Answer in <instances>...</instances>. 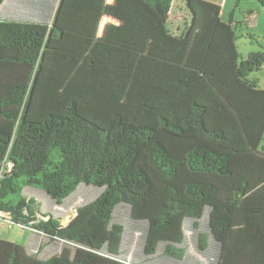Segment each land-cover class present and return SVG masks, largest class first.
<instances>
[{
  "label": "trees",
  "instance_id": "16d2710c",
  "mask_svg": "<svg viewBox=\"0 0 264 264\" xmlns=\"http://www.w3.org/2000/svg\"><path fill=\"white\" fill-rule=\"evenodd\" d=\"M105 1L0 20V170L12 165L0 211L32 234L0 239V264H264V89L252 77L264 49L241 59V23L218 6L187 0L174 36L175 0H140L156 49L110 51L97 38ZM175 41L189 49L181 64L156 53ZM80 186L101 192L62 226ZM32 187L53 207L3 202Z\"/></svg>",
  "mask_w": 264,
  "mask_h": 264
},
{
  "label": "crops",
  "instance_id": "0c3cea01",
  "mask_svg": "<svg viewBox=\"0 0 264 264\" xmlns=\"http://www.w3.org/2000/svg\"><path fill=\"white\" fill-rule=\"evenodd\" d=\"M57 3L58 0H6L0 8V20L28 22L39 21L45 16L50 21L54 16ZM34 4L35 6H33ZM235 4L229 15L232 14L234 22L241 23L242 30L246 29V32L243 34L245 38L249 37L250 33L247 32L248 30H254L261 22L264 24V10L253 0V3L249 5L250 8L241 15L242 21H238L235 18V14L239 4L237 6ZM174 7L172 15H175L177 18H181V15L187 13L186 10H181L179 13H176ZM229 15L226 20H223V8H220L219 18L222 22H227ZM153 21V15L149 13V9L140 0H106L97 38L107 45L110 51L116 47H120L142 49L145 53L153 52L156 49V46L154 47L153 44L155 28L149 24V22L153 23ZM199 33L198 30L195 31L190 40L192 41L197 37L199 40V37L203 36ZM243 35L238 36V40L242 39L244 37ZM250 35L249 38L252 40L253 34ZM171 43V46L174 48L161 47L162 49H159L156 53H161L162 55L166 53L168 57L174 54V61L176 63L181 64L185 62V56L189 51L187 46L183 47V45L176 41L175 43ZM168 51L173 52V54Z\"/></svg>",
  "mask_w": 264,
  "mask_h": 264
},
{
  "label": "rangeland",
  "instance_id": "374dc122",
  "mask_svg": "<svg viewBox=\"0 0 264 264\" xmlns=\"http://www.w3.org/2000/svg\"><path fill=\"white\" fill-rule=\"evenodd\" d=\"M202 2H205L206 4H211L214 6H218L220 8H223V20H226L229 13L233 9V5L236 1L239 2V7H237V11L235 14V18L238 21H242V14L247 9L250 8L249 5L253 3V0H199ZM187 4V0H175L174 1V8L175 12L179 13V11H185V5ZM191 10H194L193 6L189 7ZM188 13H184L181 15V18L175 17V15H172L169 21V28L173 34L178 33V27L181 26L182 21L184 19L189 20ZM190 14V11H189ZM181 28V27H180ZM243 31V32H242ZM242 32V33H241ZM246 32V29H239L237 31V35L240 37L241 35ZM250 34H253L252 40H250V34L249 37L245 36L242 39H239L236 43V48L241 56V59H245L247 55L251 52H256L264 49V24L261 22L260 25L253 29H250V31H247ZM241 33V34H240ZM253 78L257 79L259 81V86L264 89V68L255 74L252 75ZM261 147H264V138L261 142ZM57 157L55 154L53 155V162L56 161ZM100 190L93 187H84L80 186L76 192H74L65 202L63 207H60V213L57 216L61 217V225L65 226L67 225L70 220L74 217L76 213V208L84 203H88L93 198L98 196L100 194ZM30 194L34 197V199L41 204L42 207H53L52 201L46 196L44 191L39 187H32L25 189V192L23 193H16V194H9L5 199H3L4 203H11L12 206H16L19 202L22 195ZM95 197V198H96ZM71 202V203H70ZM51 207V208H52ZM54 212H59V208H54ZM118 216L123 215V212L121 210L117 211ZM39 218V217H38ZM120 220H123L120 218ZM31 232L28 229H23L19 227L18 225H13L11 222L3 220L0 221V239L13 242L15 244L26 246L31 238ZM190 235V233H188Z\"/></svg>",
  "mask_w": 264,
  "mask_h": 264
},
{
  "label": "built area",
  "instance_id": "2783aa9c",
  "mask_svg": "<svg viewBox=\"0 0 264 264\" xmlns=\"http://www.w3.org/2000/svg\"><path fill=\"white\" fill-rule=\"evenodd\" d=\"M11 169H12V165L10 163H6L5 165H3L0 170V179H3L10 172ZM3 220L10 222L9 215L0 211V221Z\"/></svg>",
  "mask_w": 264,
  "mask_h": 264
},
{
  "label": "clouds",
  "instance_id": "9594fccd",
  "mask_svg": "<svg viewBox=\"0 0 264 264\" xmlns=\"http://www.w3.org/2000/svg\"><path fill=\"white\" fill-rule=\"evenodd\" d=\"M14 225V224H13Z\"/></svg>",
  "mask_w": 264,
  "mask_h": 264
},
{
  "label": "water",
  "instance_id": "95a60500",
  "mask_svg": "<svg viewBox=\"0 0 264 264\" xmlns=\"http://www.w3.org/2000/svg\"><path fill=\"white\" fill-rule=\"evenodd\" d=\"M48 219V218H47Z\"/></svg>",
  "mask_w": 264,
  "mask_h": 264
}]
</instances>
